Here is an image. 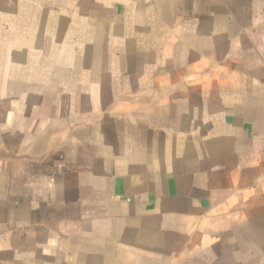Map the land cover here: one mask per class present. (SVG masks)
I'll return each instance as SVG.
<instances>
[{
	"label": "crops",
	"instance_id": "1",
	"mask_svg": "<svg viewBox=\"0 0 264 264\" xmlns=\"http://www.w3.org/2000/svg\"><path fill=\"white\" fill-rule=\"evenodd\" d=\"M0 264H264V0H0Z\"/></svg>",
	"mask_w": 264,
	"mask_h": 264
},
{
	"label": "rangeland",
	"instance_id": "2",
	"mask_svg": "<svg viewBox=\"0 0 264 264\" xmlns=\"http://www.w3.org/2000/svg\"><path fill=\"white\" fill-rule=\"evenodd\" d=\"M65 66H69L68 64H64L63 65V67H65ZM56 72V74L61 78V79H64L65 81H67V82H69L70 81V79H71V72L70 71H66V70H63V71H55ZM131 80L133 81V82H135V80H136V76L134 75L133 77L131 76ZM63 81V80H62ZM68 84V83H67ZM67 88L68 89H66V91H68V92H64V90H63V88H58V89H56V90H54L55 91V93H57L58 95H62L63 93H71V89H70V86H68L67 85ZM123 92V89L120 91V90H118V87H111L110 88V90H109V92L107 93V95L108 96H111V94L114 96V95H116V94H120V93H122ZM57 101V100H56ZM57 105H59V101H57V103H56ZM55 110H61V108L58 106V108L55 106L54 107V111ZM69 110V109H68ZM67 109H62V111H61V113L59 114H57V113H55V114H57V116H60V119L62 120V121H70V119H68V117H69V112L67 113V114H64V112H66V111H68ZM30 113V112H29ZM31 115H32V113H31ZM60 119H58V121H61ZM61 121V122H62ZM70 123V122H69Z\"/></svg>",
	"mask_w": 264,
	"mask_h": 264
}]
</instances>
